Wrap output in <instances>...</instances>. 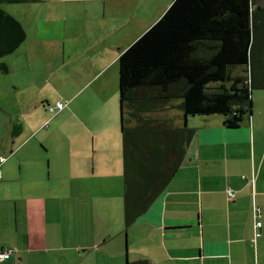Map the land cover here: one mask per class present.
Returning a JSON list of instances; mask_svg holds the SVG:
<instances>
[{
	"label": "crops",
	"instance_id": "obj_1",
	"mask_svg": "<svg viewBox=\"0 0 264 264\" xmlns=\"http://www.w3.org/2000/svg\"><path fill=\"white\" fill-rule=\"evenodd\" d=\"M172 1L25 3L32 4L24 7L26 14L45 20L49 32L35 30L30 41L21 21L26 40L5 60L19 80L11 99L0 95V156L5 158L0 247L16 254L0 264H128L140 259L152 264H264V95H253L252 115L237 128L226 127L223 117L189 119L196 135L183 164L125 232L120 107L118 98L110 100L100 91L110 68L119 65L121 51ZM43 2L42 7L33 5ZM98 8L97 15L109 11L111 30L108 20L104 31L94 28ZM132 8L135 13L128 14ZM137 16L139 23H133ZM67 24L69 32L64 31ZM56 26L58 31H50ZM52 48L59 68L36 83H50L71 66L79 88L68 101L51 104L45 97L42 105L41 97L33 101L27 95L28 78L37 74ZM22 88L24 94L17 97ZM91 88L96 96L78 100L75 109L76 100ZM60 101L66 104L60 113L46 111ZM13 128L18 134H12ZM244 177H254V187ZM227 188L236 191L233 200L227 198ZM253 198L262 207L263 222L255 241Z\"/></svg>",
	"mask_w": 264,
	"mask_h": 264
},
{
	"label": "trees",
	"instance_id": "obj_2",
	"mask_svg": "<svg viewBox=\"0 0 264 264\" xmlns=\"http://www.w3.org/2000/svg\"><path fill=\"white\" fill-rule=\"evenodd\" d=\"M26 37L21 20L0 7V58L15 52ZM118 63L126 232L183 164L196 135L188 124L192 116L220 114L226 127L237 128L252 115L253 92L264 89V0H173L121 51ZM0 71L9 73V66L1 62ZM63 109L47 106L53 116ZM246 180L254 187V177ZM229 189L227 198L233 200L236 191L229 197ZM255 206L261 210L258 218ZM252 211L255 241L263 226L262 207L255 198ZM257 220L262 222L259 228ZM128 264L152 263L140 259Z\"/></svg>",
	"mask_w": 264,
	"mask_h": 264
},
{
	"label": "rangeland",
	"instance_id": "obj_3",
	"mask_svg": "<svg viewBox=\"0 0 264 264\" xmlns=\"http://www.w3.org/2000/svg\"><path fill=\"white\" fill-rule=\"evenodd\" d=\"M43 4H33L34 7H42ZM55 4H60V2H54ZM27 5H32V4H25V3H0V7L4 8L8 12H13L20 20L25 24L26 28L28 29L29 35H30V41L33 40V33L35 30L42 31L45 34L49 32L48 29H46L45 25L43 24L42 21L45 22L43 19H38L32 16H28L26 14V9L24 8ZM100 12V8L96 9L94 13L96 15L94 20L96 26L94 28L99 29L101 31L105 30V23L106 20H108V25H109V30H111L114 26L113 19L110 16L109 11L105 12V15H97ZM128 14H134L135 13V8L130 9L127 11ZM137 13V12H136ZM13 14V15H14ZM139 14V11H138ZM33 17V18H32ZM60 21V19H59ZM82 23H84L85 20L81 19ZM140 21V16H137L133 19V23H139ZM41 22V25L38 23ZM49 22L55 23L56 20H51ZM48 22V23H49ZM93 28V27H92ZM59 30V26H56L55 28H50V31L55 32ZM107 30V31H109ZM64 31L69 32L70 31V26L67 24L66 27H64ZM11 56L7 55L5 57L0 58V63L5 62V60H9ZM59 59L56 58L55 53L53 51V48L51 50L46 51V56L45 58H42L41 61L39 62V66L37 63H35V67L37 69V74H32L29 75L30 78H28L30 82H32V85L29 89V92L27 95L31 97L33 101H36L38 98L41 97L42 100V105H43V99L49 100L51 104H54L58 100L62 101H68L69 97L74 95L77 92L78 83L76 81V76L72 73H70L71 66L68 67L67 69L63 71H59L56 73L54 76L51 77V82L50 83H45L43 81L39 82L38 84L36 83V78L40 80L42 76H44L46 73H48L52 68H59V65L57 64ZM7 64V63H6ZM32 67H30L31 70ZM10 69V68H9ZM74 69L76 71L81 72V69L74 66ZM35 70V69H34ZM108 77V83L102 87L100 93L102 95H106L107 97H110V100L112 98H118V103H119V65L116 64L112 68H110L108 74L106 75ZM20 78V77H19ZM18 78L16 79L15 77V72L12 70L9 71V73H3L1 71L0 74V95L3 98H9L11 99L14 95L15 86L18 83ZM74 84H73V83ZM28 89V88H27ZM23 91H25V88H22V90H19L15 95L18 97L21 94H24ZM93 97L96 96V91L94 88H91L85 92V94H82L74 103V108L76 109V104L78 100H85L86 96L89 94H93ZM254 96L258 95H264V89H257L254 90L253 92ZM86 101V100H85ZM8 105V103H4ZM44 104H47L46 102ZM68 110L65 109L64 111ZM48 111V110H46ZM211 117L213 118H221L223 115L216 114L212 115ZM195 118L196 120L200 119H208L207 117H191L190 119L193 120ZM196 123V122H195ZM198 123V122H197ZM50 126V125H49ZM189 126H192V123L189 124Z\"/></svg>",
	"mask_w": 264,
	"mask_h": 264
},
{
	"label": "built area",
	"instance_id": "obj_4",
	"mask_svg": "<svg viewBox=\"0 0 264 264\" xmlns=\"http://www.w3.org/2000/svg\"><path fill=\"white\" fill-rule=\"evenodd\" d=\"M65 103L64 102H58L57 103V109L61 110L65 107ZM5 159L3 157L0 158V161L3 162ZM1 179V177H0ZM254 180V179H253ZM227 194L229 195V197H234L235 196V193L233 190L229 189ZM254 215H255V218H258L260 215H261V210L259 207L255 206L254 207ZM262 226V222L260 220H257L256 221V227L259 228ZM260 235L259 232H256V236ZM15 254V250L13 249H9V248H5V249H0V260H3V259H6V258H9L11 256H13Z\"/></svg>",
	"mask_w": 264,
	"mask_h": 264
}]
</instances>
